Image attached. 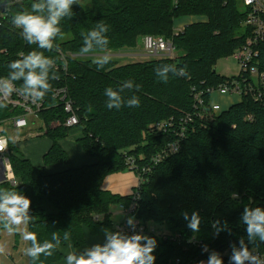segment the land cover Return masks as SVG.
<instances>
[{"label": "trees", "instance_id": "1", "mask_svg": "<svg viewBox=\"0 0 264 264\" xmlns=\"http://www.w3.org/2000/svg\"><path fill=\"white\" fill-rule=\"evenodd\" d=\"M23 1L10 7L11 15L0 27V77L8 75V64L21 53L44 51L28 45L20 30L12 26L16 12L30 10L32 3L39 2ZM2 3L4 0H0ZM72 11L73 17H65L59 25L62 39L55 41L59 48L44 54L56 60L50 76L58 71L59 79L50 81L53 90L67 88L75 103L78 128L83 131L77 142L96 162L71 167L60 142L69 138L72 128L51 125L65 121L67 114L54 92L49 93L38 114L39 136L52 142L44 166L34 165L10 143L9 160L18 185L0 183V189L20 192L31 200V221L26 225L28 232L36 234L37 242L56 245L52 256L41 255L35 262L28 257L29 264L62 261L60 247L70 242L82 247L88 232L94 236L106 235L105 229L116 232L111 208L121 204L129 207L132 195L104 190V180L128 170L126 153L144 166L152 155L174 142L177 136L173 132L151 135L148 127L194 114L193 88L204 92L208 104L207 90L217 89L229 79L217 74L218 61L231 57L251 36L245 26L249 11L242 7L241 0H90L86 6L74 4ZM189 16L206 17L208 21L188 25L176 34L175 20ZM101 20L109 26L110 44L106 49H94L84 55L136 49L140 39L151 35L171 40L179 56L124 65L111 60L99 71L90 57H69L63 62L59 51L80 55L81 33L86 35ZM258 49L264 71V41ZM164 64H175L177 72L186 67L188 75L174 77L169 73V80L164 83L154 72L157 65ZM126 80L140 86L138 90L124 92L126 98L139 97L140 106L108 109L105 89L119 88ZM20 114L22 111L2 108L0 122ZM250 115L252 120L248 119ZM180 145V150L157 166L136 190L140 199L133 217L172 236H150L157 241L155 264H199L213 253L227 264L221 254L233 246L238 248L241 238L249 249L264 252V242H248L242 219L245 206L264 208V102H256L248 95L219 116L204 121L195 116ZM141 155L143 159H139ZM52 166L63 169L52 172ZM185 211L187 220L183 216ZM194 211L201 218L200 229L195 233L187 227ZM96 215L104 219L97 222ZM5 219L0 217V240L6 231L2 222ZM65 232H70L69 240L64 239ZM53 233L59 234L58 245L52 239ZM14 236L18 241L21 233ZM192 238L195 243L189 242ZM27 244L31 246L30 241Z\"/></svg>", "mask_w": 264, "mask_h": 264}, {"label": "clouds", "instance_id": "2", "mask_svg": "<svg viewBox=\"0 0 264 264\" xmlns=\"http://www.w3.org/2000/svg\"><path fill=\"white\" fill-rule=\"evenodd\" d=\"M7 3V0H4ZM80 5V0H39L32 3L30 10L16 12L11 19L12 25L20 30V35L28 45H36L37 51L31 50L26 54L21 53L19 58L8 64V75L0 77V109L7 107V101L16 94L25 101L33 104L42 103L49 93H53V86L50 81L59 79L58 71L50 72L56 65V60L44 54L59 48L55 42L58 37L62 39V29L59 26L65 17L72 18L74 13L72 6ZM109 26L102 20L87 30L83 36V45L79 49V54L92 53L94 49H106L110 40L107 36ZM111 62V56L107 53L93 57V63L97 71L102 70ZM154 72L158 79L164 83L169 80V73L172 76H187L186 67L176 70L175 64H164L163 67L157 65ZM17 82H20L17 85ZM139 85L131 80L124 81L119 88L108 87L104 91L106 97V107L108 109L120 110L122 107H139L140 99L136 95L125 97V89H139ZM31 200L17 191L10 189H0V217L3 220V227L9 234L21 233L20 226L31 221L30 216ZM188 219V213H183ZM243 223L246 225V235L249 243L257 240L264 242V208L245 206ZM129 226L135 228L134 217L127 220ZM201 218L197 212H193L187 227L194 233L200 229ZM219 231V229H217ZM107 242L103 245L97 243L93 247L77 255L74 251H69L66 256V264H155L156 257L153 254L157 245L154 237L138 232L132 235L124 234L120 231L110 232L105 229ZM25 241H30L31 246L25 249V255L35 262L41 255L50 257L56 245L52 243L40 244L37 242L36 234L24 231L21 233ZM52 239L59 244V234L53 233ZM64 239H70V232L64 233ZM205 251L207 246H205ZM5 248L0 245V254ZM231 264H264V258L250 251L243 238L240 246H233L230 257ZM199 264H204L200 261ZM208 264H223L219 256L213 253Z\"/></svg>", "mask_w": 264, "mask_h": 264}, {"label": "built area", "instance_id": "3", "mask_svg": "<svg viewBox=\"0 0 264 264\" xmlns=\"http://www.w3.org/2000/svg\"><path fill=\"white\" fill-rule=\"evenodd\" d=\"M24 2L23 0H11L7 3L0 4V27H3L6 21L10 17V7L13 4ZM241 5L244 9L249 11L248 17L245 22V26L250 29L251 36L247 40L246 44L234 51L232 57L239 64V73L229 78L224 84L217 89H209L208 104L204 101V92L197 91L193 88L194 94V114H187L178 120L170 119L161 123H155L148 127V134L160 135L169 132L175 134L176 140L167 144L162 151L151 156L149 163L144 166H139L134 156L125 154V163L129 170L133 171L138 179V186L133 191L132 202L129 207L123 204L119 205V213L122 220L119 222L116 220L115 230L124 234L132 235L138 232H142L147 236L172 237L169 233L160 232L154 226H146L139 220L134 218L135 228L128 225L127 220L129 217H133L137 211L139 194L136 190L143 183L146 176L151 174L153 170L161 165L162 162L170 158L181 148V142L185 139L186 133L189 131V126L193 125L195 116L204 121L210 117L219 116L223 112L229 110L234 102L239 101L241 103L243 98L251 95L256 102H264V71L261 70L260 50L259 45L264 41V0H241ZM13 26V25H12ZM15 28V27H14ZM16 30H19L15 28ZM142 47L149 57H168L173 58L174 46L171 40H168L161 36H145L141 39ZM1 53H6V50H2ZM60 58L66 63L69 57L71 58H86L89 55H66L59 51ZM54 97L58 99L59 104L64 108L67 118L65 121H56L51 123L53 126H63L67 128H77L80 124L75 103L69 98L68 90L65 87L57 88L54 90ZM224 99H227V103L224 104ZM33 104L30 101H25L22 97L13 94V96L7 101V107L11 110L22 111V114L13 116L9 119L0 122V178L4 176L3 182H8L11 186H17L18 181L13 172L9 155V138L7 134H2L3 130H7V126L13 130H24L29 126L30 118H37L39 112L43 109V104ZM249 120L253 117L248 116ZM30 137L33 135H29ZM139 159H143L142 155ZM235 196L234 198H238ZM104 219L102 215L94 216V220L99 222ZM190 243H195L196 239L192 238ZM232 249L226 250L221 256L226 259L227 264H231L230 257L232 255ZM254 254L264 258V252L258 250V248H250Z\"/></svg>", "mask_w": 264, "mask_h": 264}, {"label": "crops", "instance_id": "4", "mask_svg": "<svg viewBox=\"0 0 264 264\" xmlns=\"http://www.w3.org/2000/svg\"><path fill=\"white\" fill-rule=\"evenodd\" d=\"M208 18L206 17H185L178 19L176 22L177 25H183L187 26L189 23H204L207 22ZM142 43V42H141ZM135 50V49H134ZM137 50V48H136ZM123 56H129L132 60V63H139V62H145L150 60L146 53H140L135 52L133 54H127ZM124 65V64H123ZM227 99H224V104L227 103ZM239 101L234 102L233 105L238 104ZM232 105V106H233ZM78 128V127H77ZM74 128L71 131V136L67 138L66 140H63L60 142V145H62V149L66 152L68 155V158L71 164V167L73 168H81L82 166L86 165H92L96 162L93 158H91L81 147L80 144H78L77 140L80 139L83 136L82 128ZM25 130V129H24ZM11 131V136L7 135L9 138V143H14L18 149H20V152L22 155L29 159L34 165L36 166H44V157L49 152L50 148L52 147V142L50 139H38L36 140L39 135L35 133H25L23 134V130H13V129H7L6 134ZM18 134V135H17ZM29 135L32 138H36L35 140L31 141L29 145H25L22 142L29 138ZM50 171H58L62 170V166H52L49 167ZM138 186V179L135 173H116L115 175L108 176L102 185V188L106 191H110L113 194L127 196L131 195L133 191ZM120 216V215H119ZM15 238V236H14ZM86 242L82 247L77 248L72 242H70L66 247H60V251L62 252L64 258L62 261H59L55 264H66V256L69 251H74L77 255L82 254L85 250L93 247L95 244L99 243L103 245L107 242V236L102 235L101 236H94L91 235L89 232L86 233ZM15 248V247H14ZM206 262V261H204ZM207 264V263H206Z\"/></svg>", "mask_w": 264, "mask_h": 264}, {"label": "rangeland", "instance_id": "5", "mask_svg": "<svg viewBox=\"0 0 264 264\" xmlns=\"http://www.w3.org/2000/svg\"><path fill=\"white\" fill-rule=\"evenodd\" d=\"M89 2H90V0H80V5L86 6L89 4ZM189 17H193V16H189ZM194 17H202V16H194ZM177 20H175V23H174V30H175L176 34L181 33L184 30V28L186 27V25L183 26L182 24L180 26L177 25V23H178V22H176ZM188 25H191V24L189 23ZM136 48H137V50L136 49L135 50L134 49H127V50H122V51H112V52L109 51V52H104V53L109 54L111 56L112 61L119 62V64L123 65V64L132 63V60L129 56H123V55L133 54L135 52L145 53V51L142 47L141 39L138 41V45ZM104 53L103 52L102 53H93L90 55V58L93 60L94 56L99 55V54H104ZM178 56H179V52L177 53L175 51L173 58H177ZM148 58L152 59L153 57L148 56ZM215 70H216L217 74H219L223 77L231 78V77L236 76L239 73V64L231 56L228 58L220 59L216 65ZM38 122H39V120L37 118H33V117L30 118L29 119V126L25 130H23V134L35 133V134L39 135L40 132L38 130V127H39L40 123H38ZM7 129H9V126H7ZM7 135L11 136V131H9V133ZM70 136H71V132H70L69 137ZM36 138L29 137L26 140H24L22 143L25 145H29V143H31V141H33L35 139L36 140L45 139V137H43V136H38ZM121 173H134V172L128 169V170L121 172ZM115 174H113V175H115ZM119 210H120L119 206H113L111 208V213L113 215V219H115V221L117 220L118 222L120 220H122V217L118 215ZM19 231L21 233L24 231H28L27 225L26 224L21 225ZM0 245H3L5 248L4 253L0 254V264H29L28 263L29 258L27 255H25V249L28 248V244H27V241H25L23 239L22 234H21L20 239L18 241H16V239L14 238V234H9V233H7V231H4L2 233V240H0ZM206 263L208 264V260H206V262H204V264H206Z\"/></svg>", "mask_w": 264, "mask_h": 264}, {"label": "water", "instance_id": "6", "mask_svg": "<svg viewBox=\"0 0 264 264\" xmlns=\"http://www.w3.org/2000/svg\"><path fill=\"white\" fill-rule=\"evenodd\" d=\"M4 179H5L4 176H2V177L0 178V183L3 182Z\"/></svg>", "mask_w": 264, "mask_h": 264}]
</instances>
